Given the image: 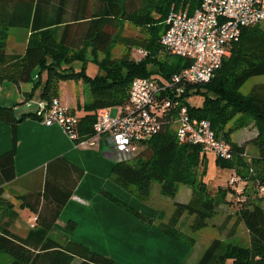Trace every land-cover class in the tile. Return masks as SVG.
I'll return each mask as SVG.
<instances>
[{"label":"trees","instance_id":"1","mask_svg":"<svg viewBox=\"0 0 264 264\" xmlns=\"http://www.w3.org/2000/svg\"><path fill=\"white\" fill-rule=\"evenodd\" d=\"M201 1L0 0V87L5 82L15 86L29 84L37 73L40 79L26 94L27 98L38 92L42 101L50 102L59 99V83L82 81L89 90L90 100L77 107L83 114L76 115L79 119L75 128L76 143L86 140L93 135L99 109L128 102L133 79L155 75L165 84L172 74L190 65L181 57L163 53L165 49L160 40L171 9L192 15ZM125 22L142 29L143 36H122ZM12 28L30 32L21 53L7 49ZM114 44L123 45L128 53L131 48L138 47L146 51V55L139 61L128 53L120 59L112 58L109 50ZM89 50L95 67L102 72L93 77L86 73L83 63ZM79 60L83 66L77 70L75 64ZM257 76H264V28L259 24L243 29L240 39L228 47L216 75L207 83L185 85L179 101L191 118L208 120L216 136L231 147L232 157H216V165L240 176L244 182L238 185L242 188H246L248 180L256 183V196L264 201V194H258V187L264 185V83L253 85L247 94L240 91L250 78ZM196 97L202 98L200 106L190 103V99ZM29 117L38 120L34 112L18 115L15 106H0V121L10 126L13 134L12 148L0 155V252L10 258L8 264H72L75 260L78 264H118L86 245L69 239L62 242L51 235L72 190L65 193L60 185L48 179L45 193L40 197L36 194L16 196L21 201L20 207L33 213L34 227L25 236L11 231L18 212L4 198L5 185L15 177L17 126ZM237 117L242 118L240 124L227 127ZM246 117L250 122L245 121ZM169 120L159 133L143 140L144 148L132 162L114 163L109 179L141 202L149 199L153 181L160 184V193L165 197H175L181 184L191 187V199L187 203L174 201L165 219L155 226L166 237L192 247L195 239L191 234L207 226L208 219L216 213L219 199L226 200V195L233 194L234 190L228 185L218 187L214 193L209 191L203 180L205 171L197 173L204 166L207 154L200 146L179 143L176 129ZM251 123L256 136L241 145L232 143L230 136L236 128ZM249 146L255 151L247 162L243 155L248 153ZM82 174L79 172L76 182ZM59 179H66V175L55 173L53 180ZM100 194L135 218L154 225L149 217L108 191L102 189ZM239 206L238 220L248 231L249 245L214 239L195 264H264V203L246 197ZM184 217H190L188 232L181 229ZM75 227L73 221L65 225L68 231Z\"/></svg>","mask_w":264,"mask_h":264},{"label":"built area","instance_id":"2","mask_svg":"<svg viewBox=\"0 0 264 264\" xmlns=\"http://www.w3.org/2000/svg\"><path fill=\"white\" fill-rule=\"evenodd\" d=\"M262 22L264 0H202L192 15L171 9L160 43L168 53L189 61V66L172 74L165 84L153 77L133 79L128 102L115 107L116 117H111V108L99 109L93 135L77 143L75 128L79 119L60 99L41 101L34 114L43 125L60 127L78 147H95L101 139H108V155L115 163L132 162L144 148L143 140L159 133L169 118L179 143L197 145L206 154L230 159L229 144L216 136L208 120L191 118L179 97L185 85L209 82L221 67L228 47L240 39L242 30ZM145 55L146 51L136 49L133 58L139 61ZM238 181L237 176H232L228 182L233 194L242 197L245 188ZM258 194H264V185L258 187Z\"/></svg>","mask_w":264,"mask_h":264},{"label":"crops","instance_id":"3","mask_svg":"<svg viewBox=\"0 0 264 264\" xmlns=\"http://www.w3.org/2000/svg\"><path fill=\"white\" fill-rule=\"evenodd\" d=\"M39 79V75L34 73L33 80L29 84L15 86L5 82L0 87V106H15L18 115L34 112L42 101L39 93L37 92L31 98H27L26 94L32 90ZM59 98L66 103L72 102L73 107L69 106L72 112H74V106L83 104L73 93H68L66 97L59 93ZM82 114L81 110L77 116ZM250 129L251 136L244 143L256 136V129ZM231 142L237 145L243 144L232 140ZM108 145H110L108 139L103 138L98 146L78 147L60 127H47L37 119L26 118L17 126L15 177L5 185L4 198H9V202L13 204V209L17 210L18 214L19 210L29 211L27 208L20 207L21 201L16 196L36 194L40 197L45 193V182L48 179L52 184L60 185L61 191L65 193L72 190V195L53 229L60 228L68 235L69 240L91 248L100 245L113 246L118 239L122 241L121 245L124 244L129 248L126 253L133 258L145 261L146 254H149L150 257L147 258L149 263L132 260L133 264H176L180 260L183 262L182 260L190 254L187 246L177 244L178 241L159 233L155 225L145 224L100 194V190H106L144 216L149 218L156 216L146 205L110 181V170L115 162L108 155ZM12 146V129L8 124L0 121V155L10 150ZM251 150L252 153L255 151ZM79 172L83 174L80 181L76 182ZM55 173L65 174L66 179L53 180ZM187 193L191 195L192 190ZM29 213L33 215L31 211ZM69 221L75 222V230L68 231L65 228ZM14 223L13 221L10 227L12 232L20 236L28 233H19ZM99 230L106 232L103 239L97 234ZM246 232L248 233L247 230ZM248 240L250 241L249 234ZM249 241L246 246L249 245ZM148 247L152 251L147 250ZM106 256L112 257L116 262H122L119 258Z\"/></svg>","mask_w":264,"mask_h":264},{"label":"rangeland","instance_id":"4","mask_svg":"<svg viewBox=\"0 0 264 264\" xmlns=\"http://www.w3.org/2000/svg\"><path fill=\"white\" fill-rule=\"evenodd\" d=\"M259 26L264 28V22L260 23ZM143 30L140 29L138 26H135L133 24L124 23L122 28V36L125 37H137V36H143L142 34ZM30 35V32L26 29H20V28H12L9 30V37L7 41V49L8 51H15L18 53H21L24 50V47L26 45L27 39ZM160 44V43H159ZM136 49H139L138 47H133L128 50L123 45L114 44L111 49L109 50V55L112 58L120 59L124 56V54L128 53L131 58L134 56V51ZM228 52V51H227ZM163 53H168L166 50L163 51ZM102 58V55L100 56ZM143 58V57H141ZM84 66L86 68V73L90 76H95L97 73L100 72V69L95 67L96 63L92 61V55L91 51L89 50L85 57ZM134 59V58H133ZM135 60V59H134ZM82 60L77 61L75 64V68L77 70H80L82 67ZM153 78L157 79L155 75H152ZM258 83H264V76H257L250 78L240 89L241 93L247 94L253 87V85ZM59 93L63 96H67L68 93H73L74 96L79 97V100L89 101L90 95L89 90L86 87V85L83 84L82 81H68V82H61L59 83ZM60 99V98H59ZM62 101V100H61ZM63 104H66L67 106H72V102H63ZM190 103L193 105L200 106L202 103L201 97H196L190 99ZM71 108V107H70ZM79 109L74 106V114L78 115L80 114ZM118 111L115 107L111 108V117H116ZM241 118V117H240ZM242 119V118H241ZM239 117L235 118V121L229 122L227 127H235L238 125L239 121L241 120ZM250 118L246 117L245 121L248 123ZM240 124V123H239ZM253 124H249L248 126H245L243 128H236L235 132L231 135V140L234 142H242L251 136V129H255ZM175 127V125H173ZM250 141V140H249ZM248 142V141H247ZM249 151L245 154V158L247 162L251 160L250 156L254 153H252V147H248ZM216 156L213 154H207L204 161V166H201L199 168V171L197 170L198 174H201L202 170L205 171V175L203 177V180L208 186V189L211 193H214L217 191L218 187L222 186L223 188L228 187L229 180L233 176H237L239 178V183H243L244 181L241 180V177L238 176L236 173L231 174V171L228 169L221 168L216 165ZM249 181V180H248ZM247 181V182H248ZM245 183V193L242 197H237L236 195H233L229 193L227 196V199L223 201V199H219L218 204L216 206V213L207 221V226L203 229H201L198 232H195L191 234V236L195 239V244L191 247L189 245H186L181 242H177L179 245H185L190 249V254L186 256L187 258L185 260H182L185 263L189 264H195L200 256L203 254V252L206 250V248L209 246V244L214 239H220L225 242H229L232 244H240L243 246H246L248 243V233L246 232V228L242 222L238 220V208L241 202H243L244 196L249 197L251 201L258 202L260 204L264 203V201L259 200L260 196H256L255 193V187L256 183H252L249 181V183ZM123 190V189H122ZM191 187H188L186 185H179L178 191L175 197H165L160 193V184L157 181H153L151 184V192L149 199L147 202H141L142 204L146 205L149 210H151L155 215H153L152 222L154 225H156L158 222L162 221L166 217V211L171 208V205L174 201H182V202H188L191 199V195L187 192H191ZM126 192V191H125ZM127 193V192H126ZM131 195L130 193H128ZM188 195V196H186ZM133 196V195H131ZM262 196V194H261ZM134 197V196H133ZM136 198V197H134ZM9 199V198H8ZM137 199V198H136ZM138 200V199H137ZM139 201V200H138ZM233 201V202H231ZM231 202V203H230ZM184 221H182L181 229L183 232H188L189 224H190V217H184ZM15 228L19 231V233H26L28 232L32 227L31 224L35 225L34 216L30 215L29 211H21L19 210L18 217L14 221ZM146 224V223H145ZM148 225V224H147ZM150 226V225H149ZM105 231L99 230L97 233L100 235V238L103 239L105 237ZM51 235L59 240V241H66L69 239L68 235L60 230V228H57L55 230H52ZM121 240H115V245L113 246H107V245H100L95 247H89L92 251H95L97 253H104L102 255L106 256H113L116 258H119L122 262H118V264H129L132 263V260L134 261H143L146 263H149V260L147 259L149 254H146L145 261L138 258H133L132 255L129 253H126L129 251V248L125 246L124 244L121 245ZM102 244V242L100 243ZM147 250H151V248H147ZM185 250V249H184ZM108 257V256H107ZM112 258V257H111ZM113 259V258H112ZM128 262H125V261ZM10 261V258H8L7 255L0 252V264H8ZM181 262V260H180ZM79 261L75 260L72 264H78ZM135 264V263H134ZM143 264V263H141Z\"/></svg>","mask_w":264,"mask_h":264},{"label":"bare ground","instance_id":"5","mask_svg":"<svg viewBox=\"0 0 264 264\" xmlns=\"http://www.w3.org/2000/svg\"><path fill=\"white\" fill-rule=\"evenodd\" d=\"M159 262H160V259H159Z\"/></svg>","mask_w":264,"mask_h":264}]
</instances>
